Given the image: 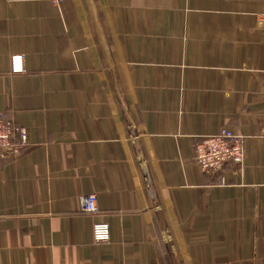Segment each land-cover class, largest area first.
<instances>
[{
	"label": "crops",
	"instance_id": "0c3cea01",
	"mask_svg": "<svg viewBox=\"0 0 264 264\" xmlns=\"http://www.w3.org/2000/svg\"><path fill=\"white\" fill-rule=\"evenodd\" d=\"M262 18L264 0H0V264H264ZM222 129L245 161L205 173L196 143ZM90 194L103 244L63 210Z\"/></svg>",
	"mask_w": 264,
	"mask_h": 264
},
{
	"label": "built area",
	"instance_id": "2783aa9c",
	"mask_svg": "<svg viewBox=\"0 0 264 264\" xmlns=\"http://www.w3.org/2000/svg\"><path fill=\"white\" fill-rule=\"evenodd\" d=\"M261 22L264 23V18ZM13 61L15 63L14 71L23 70V56L14 57ZM12 136V128L0 113L1 150H11ZM245 158L246 140L230 129H222L216 134L200 138L196 143L195 161L200 170L205 173L222 171L229 164L241 166ZM62 206L66 213L82 215L92 221L94 239L97 244H103L110 240L112 227L106 216L99 210L97 194L88 195L81 208Z\"/></svg>",
	"mask_w": 264,
	"mask_h": 264
}]
</instances>
